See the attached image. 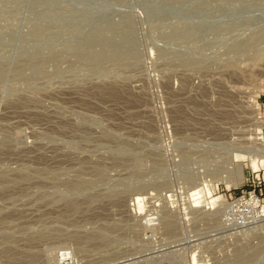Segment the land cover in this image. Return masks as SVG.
<instances>
[{"label":"rangeland","instance_id":"rangeland-1","mask_svg":"<svg viewBox=\"0 0 264 264\" xmlns=\"http://www.w3.org/2000/svg\"><path fill=\"white\" fill-rule=\"evenodd\" d=\"M260 158L264 0H0V264H264Z\"/></svg>","mask_w":264,"mask_h":264},{"label":"bare ground","instance_id":"bare-ground-1","mask_svg":"<svg viewBox=\"0 0 264 264\" xmlns=\"http://www.w3.org/2000/svg\"><path fill=\"white\" fill-rule=\"evenodd\" d=\"M258 140V139H257ZM261 159V158H260ZM256 160V159H252L251 160V167L253 168V169H258L259 167H260V162L262 163V164H264V158L263 159H261V160ZM240 180H238V181H243L244 180V178H245V176H244V173H243V170H241V172H240ZM226 181V183L227 184H231V185H233V186H235L237 183H235V181H233V180H231V179H226L225 180ZM205 187H203L202 189L201 188H198L197 190H196V193H199V194H206V195H209V200H208V202H207V205L209 206V207H213L214 205H217L216 203L217 202H219L220 203V201L221 202H223L224 203V200L222 199V197L221 196H216V195H213L212 194V191H210V189H208V187H206L205 189H208L207 190V192H205V189H204ZM141 198V196L139 197L138 196V198H137V203H138V206H139V209H142V205H141V200L142 199H140ZM197 204L198 203H201L202 201H200L198 198L196 199V201H195ZM194 206V205H193ZM138 209V210H139ZM140 211V210H139ZM170 221V220H169ZM167 224V223H166ZM175 225V224H174ZM173 230V229H172ZM193 264H200L197 260H196V258H194L193 259Z\"/></svg>","mask_w":264,"mask_h":264}]
</instances>
